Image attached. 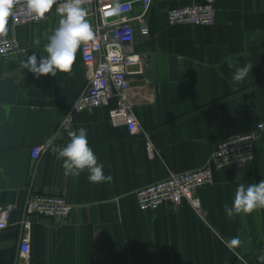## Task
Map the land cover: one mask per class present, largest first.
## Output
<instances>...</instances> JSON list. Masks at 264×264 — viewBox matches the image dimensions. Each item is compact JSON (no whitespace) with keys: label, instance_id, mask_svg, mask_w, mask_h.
Returning <instances> with one entry per match:
<instances>
[{"label":"crops","instance_id":"1","mask_svg":"<svg viewBox=\"0 0 264 264\" xmlns=\"http://www.w3.org/2000/svg\"><path fill=\"white\" fill-rule=\"evenodd\" d=\"M202 3L214 7L213 24L167 22L169 7ZM140 9L136 1L133 13ZM60 18L55 5L39 23L13 26L9 17L8 33L0 37L16 36L28 47L23 57L0 59V204L21 205L32 190L63 196L74 211L63 220L35 218L25 260L19 256L21 212L14 210L0 239V264H261L264 208L227 216L224 207L239 185L264 180V132L253 162L215 170L213 182L198 190L200 211L185 200L141 211L135 192L206 166L219 141L264 123V0H153L149 34L136 33L141 64L130 67L128 91L153 141V158L145 136L113 125L108 107L70 114L87 82L79 49L71 71L56 77L36 78L24 68L30 55H46ZM87 20L94 29V16ZM249 63L252 72L235 81V68ZM81 127L111 182L92 183L87 170L65 174L58 150ZM37 144L49 148L34 161ZM235 237L241 244L233 247Z\"/></svg>","mask_w":264,"mask_h":264},{"label":"built area","instance_id":"2","mask_svg":"<svg viewBox=\"0 0 264 264\" xmlns=\"http://www.w3.org/2000/svg\"><path fill=\"white\" fill-rule=\"evenodd\" d=\"M140 3V12L133 13V5ZM153 0H84L87 19L95 18L94 38L79 48L81 60L86 67L87 82L74 100L70 114L81 111L108 107V116L113 125H123L130 135L143 134L145 146L150 158L156 150L149 135L142 129L128 97L130 89V67L140 65L141 58L134 49L136 33L149 34L146 14ZM65 0H57L56 9ZM119 4V10L116 6ZM93 5L89 10L88 6ZM58 12V11H57ZM59 13V12H58ZM60 14V13H59ZM42 20L34 18L26 7L25 0H16L10 16L13 26L35 24ZM167 22L173 24L211 25L215 21V9L211 4H193L169 7L166 10ZM28 47L16 36L0 39V59L23 57ZM115 103L111 106V101ZM264 132V123H258L253 129L219 141L211 154L210 162L203 167L171 173L165 179L139 188L135 192L141 211H156L162 204H179L187 201L200 211L199 189L213 182L214 171L246 165L255 159V144ZM47 144H37L31 148L34 161L48 151ZM21 212L19 256L25 260L30 255L31 230L35 218L67 219L74 211V205L65 197L35 193L29 191L21 205L16 203L0 204V239L3 231L10 225L12 212Z\"/></svg>","mask_w":264,"mask_h":264},{"label":"clouds","instance_id":"3","mask_svg":"<svg viewBox=\"0 0 264 264\" xmlns=\"http://www.w3.org/2000/svg\"><path fill=\"white\" fill-rule=\"evenodd\" d=\"M16 0H0V37L8 33V20L12 15L13 6ZM57 0H25L26 7L37 20H42L49 13ZM84 0H65V3L57 9L61 14L58 26L48 36V43L45 45L46 55L36 54L28 57L24 68L40 76H57L58 72H70L76 60L78 49L83 43L94 38L92 25L87 20V9L83 7ZM119 4L116 10H119ZM39 43V41H37ZM253 65L246 64L243 67H236L233 79L242 82L252 72ZM70 141L67 145L58 150V157L63 158L65 174L79 177L84 170L89 172L87 179L92 183L111 182L112 176L105 175L104 166L98 164L97 157L89 147L87 130L81 127L78 132L69 133ZM257 208H264V180L259 183H251L247 186L241 184L236 190L231 206L225 205L224 211L227 216L237 214H251ZM241 240L235 237L230 241L233 247L239 246ZM261 264H264V254L258 257Z\"/></svg>","mask_w":264,"mask_h":264}]
</instances>
